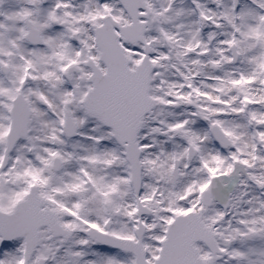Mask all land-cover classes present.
<instances>
[{
	"label": "snow or ice",
	"instance_id": "1",
	"mask_svg": "<svg viewBox=\"0 0 264 264\" xmlns=\"http://www.w3.org/2000/svg\"><path fill=\"white\" fill-rule=\"evenodd\" d=\"M0 264H264V0H0Z\"/></svg>",
	"mask_w": 264,
	"mask_h": 264
}]
</instances>
